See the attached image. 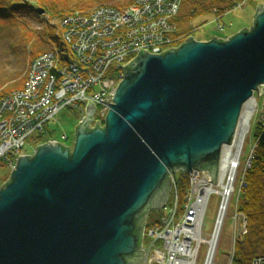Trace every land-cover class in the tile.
<instances>
[{
    "label": "water",
    "instance_id": "obj_1",
    "mask_svg": "<svg viewBox=\"0 0 264 264\" xmlns=\"http://www.w3.org/2000/svg\"><path fill=\"white\" fill-rule=\"evenodd\" d=\"M118 68L103 127L90 128L89 101L73 147L18 157L0 190V264H143L147 213L163 209L173 175L216 183L244 106L264 90V4L225 40L141 49Z\"/></svg>",
    "mask_w": 264,
    "mask_h": 264
},
{
    "label": "built area",
    "instance_id": "obj_2",
    "mask_svg": "<svg viewBox=\"0 0 264 264\" xmlns=\"http://www.w3.org/2000/svg\"><path fill=\"white\" fill-rule=\"evenodd\" d=\"M247 1L235 0L233 8ZM181 3L182 0H131L130 5L122 8L102 4L88 11L66 14L58 24L63 48L38 54L26 66L22 88L0 97V165L12 171L19 156L32 155L44 144L37 145L32 154L23 151L33 133L39 136L47 133L45 126L61 109L83 105L86 110L90 101L96 108L90 128L96 121L103 127L108 104H112L122 77L118 67L127 65L141 49L161 54L181 44L173 35ZM217 38L227 39L222 35ZM250 161L251 158L240 172L239 153L226 165L230 172L221 178L220 157L216 183L200 180L199 170L182 172L188 185L182 202L172 178L163 215L144 230L143 235L150 242L143 264H214L228 218L233 224L231 250L225 264H233L235 245L246 232V218L237 205L243 172ZM236 183L237 202L229 216ZM212 195L218 196L219 201L212 230L204 236L205 213ZM251 264H264V257L254 258Z\"/></svg>",
    "mask_w": 264,
    "mask_h": 264
},
{
    "label": "rangeland",
    "instance_id": "obj_3",
    "mask_svg": "<svg viewBox=\"0 0 264 264\" xmlns=\"http://www.w3.org/2000/svg\"><path fill=\"white\" fill-rule=\"evenodd\" d=\"M126 1L127 0H28V3L32 4L33 9L36 7L45 9L44 14L39 15L30 8L31 10H28V12L24 10V12L19 14L16 13V17L0 20V89H2L0 90V95L4 96L6 93L8 94L10 90L22 88L26 66L38 55H31V50H36L40 47L43 49H46V47H48L47 49H56L50 44L46 46L47 41H49V36L47 35L49 32H44L46 22L52 25L56 24L59 28V21H61L66 14L72 12L71 10H79L80 8L87 10L102 4H109L116 7V5L125 4ZM261 4H264V0H248L242 6H237L227 11L219 18L214 14H206L198 17L192 21V26L195 28L193 38L198 41H208L220 35L228 38L243 28L249 29L253 24L255 10ZM90 5H92V7H90ZM217 25L222 26L221 30ZM2 92L5 93L3 94ZM258 94L254 92L253 97L256 98V110L250 120V131L240 151V172L242 169L244 170L246 162L253 154L256 128L259 127L260 130L264 129V90L262 93L259 91ZM84 114H86V111L83 105H80L79 108L61 109L55 115L53 121L45 126L47 133L44 138L48 137L50 139H55L59 143L63 142V145L73 147L75 141V128L84 117ZM37 136H39V134L35 132L28 138L23 148L26 154H32L35 147L38 145H34V140ZM10 173V168L0 165V188L7 181ZM237 186L236 183L235 193L230 204L229 216L233 213L237 202ZM218 201L219 197L216 195H212L209 199L204 219V236H208L212 230ZM163 213V209H152L148 211V217L146 216L147 223L157 222ZM232 224L233 221L231 218H228L219 240L214 264L226 263V256L231 250ZM204 252L205 248L202 247V254H204Z\"/></svg>",
    "mask_w": 264,
    "mask_h": 264
},
{
    "label": "trees",
    "instance_id": "obj_4",
    "mask_svg": "<svg viewBox=\"0 0 264 264\" xmlns=\"http://www.w3.org/2000/svg\"><path fill=\"white\" fill-rule=\"evenodd\" d=\"M130 4L131 0H127L125 4L116 5V7L122 8ZM234 5L235 0H182L180 10L174 20V37L183 43L188 37H193L195 30L192 26L193 20L206 14H214L216 17H221L225 12L232 10ZM30 8L34 11L32 4H29L28 0H0V20L16 17V13L19 14L24 12V10L28 12V10H31ZM91 9L84 10V8H80L79 10L88 11ZM44 28V32H49L47 34L49 41H47L46 46L50 44L57 49H62L59 37L60 29L57 25L46 22ZM47 48L43 49L40 47L36 50H31L30 54H40L49 50ZM255 131V148L249 166L243 172L242 188L238 196L237 205L238 210L246 218V232L235 245L233 264H251L254 258L264 257V129L260 130L257 127ZM45 135L36 137L34 145L46 143L50 138L45 137L47 138L45 139ZM173 178L179 192L180 201L182 202L188 186L187 180L180 171L176 172ZM168 201L169 199L166 202ZM155 223L148 224L146 220L145 228L147 229Z\"/></svg>",
    "mask_w": 264,
    "mask_h": 264
},
{
    "label": "bare ground",
    "instance_id": "obj_5",
    "mask_svg": "<svg viewBox=\"0 0 264 264\" xmlns=\"http://www.w3.org/2000/svg\"><path fill=\"white\" fill-rule=\"evenodd\" d=\"M255 110H256V98L253 97L247 102V104L243 108L232 144L229 146H225L223 148V152L221 156V162H222L221 178L223 177L225 172L228 173L230 172L229 170H231V168H228V166L226 167V165L231 161V159L239 156V153L242 149L246 136L250 131V120ZM149 242L150 240L145 238L143 235L141 241V247L144 246L146 248L149 245ZM212 248H213V243L211 245V249ZM144 260H145V254H144Z\"/></svg>",
    "mask_w": 264,
    "mask_h": 264
},
{
    "label": "flooded vegetation",
    "instance_id": "obj_6",
    "mask_svg": "<svg viewBox=\"0 0 264 264\" xmlns=\"http://www.w3.org/2000/svg\"><path fill=\"white\" fill-rule=\"evenodd\" d=\"M149 211H150V210H149ZM145 227H146V221H145V226H144V230L146 229ZM143 234H144V232H143Z\"/></svg>",
    "mask_w": 264,
    "mask_h": 264
}]
</instances>
